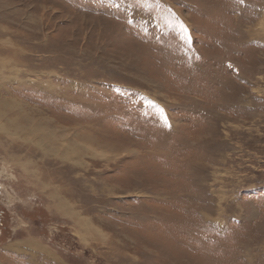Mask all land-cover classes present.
Returning a JSON list of instances; mask_svg holds the SVG:
<instances>
[{
    "label": "rangeland",
    "instance_id": "rangeland-1",
    "mask_svg": "<svg viewBox=\"0 0 264 264\" xmlns=\"http://www.w3.org/2000/svg\"><path fill=\"white\" fill-rule=\"evenodd\" d=\"M4 126L0 264H264V0H0Z\"/></svg>",
    "mask_w": 264,
    "mask_h": 264
},
{
    "label": "bare ground",
    "instance_id": "bare-ground-1",
    "mask_svg": "<svg viewBox=\"0 0 264 264\" xmlns=\"http://www.w3.org/2000/svg\"><path fill=\"white\" fill-rule=\"evenodd\" d=\"M9 107H11V106H6V108L5 109H8L9 110ZM7 111V110H6ZM10 126H13V124H9ZM4 130L6 131V129H5V126L4 127H0V132H4ZM33 137V136H32ZM76 152H78L77 150H76ZM62 208H64V207H60V209H62ZM64 210V212H66L65 211V209H63Z\"/></svg>",
    "mask_w": 264,
    "mask_h": 264
},
{
    "label": "snow or ice",
    "instance_id": "snow-or-ice-1",
    "mask_svg": "<svg viewBox=\"0 0 264 264\" xmlns=\"http://www.w3.org/2000/svg\"><path fill=\"white\" fill-rule=\"evenodd\" d=\"M181 27H183V26H181ZM161 118L165 121V124H167V117L163 115L162 111H161Z\"/></svg>",
    "mask_w": 264,
    "mask_h": 264
},
{
    "label": "flooded vegetation",
    "instance_id": "flooded-vegetation-1",
    "mask_svg": "<svg viewBox=\"0 0 264 264\" xmlns=\"http://www.w3.org/2000/svg\"><path fill=\"white\" fill-rule=\"evenodd\" d=\"M0 230H1V228H0ZM1 233V232H0Z\"/></svg>",
    "mask_w": 264,
    "mask_h": 264
}]
</instances>
